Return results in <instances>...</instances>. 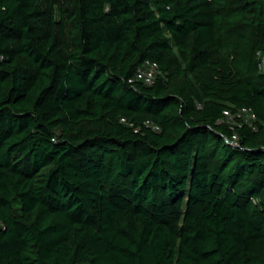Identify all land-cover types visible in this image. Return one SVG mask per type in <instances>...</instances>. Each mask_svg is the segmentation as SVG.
I'll list each match as a JSON object with an SVG mask.
<instances>
[{
    "label": "trees",
    "instance_id": "1",
    "mask_svg": "<svg viewBox=\"0 0 264 264\" xmlns=\"http://www.w3.org/2000/svg\"><path fill=\"white\" fill-rule=\"evenodd\" d=\"M258 54L264 0H0V264H264Z\"/></svg>",
    "mask_w": 264,
    "mask_h": 264
},
{
    "label": "built area",
    "instance_id": "2",
    "mask_svg": "<svg viewBox=\"0 0 264 264\" xmlns=\"http://www.w3.org/2000/svg\"><path fill=\"white\" fill-rule=\"evenodd\" d=\"M258 57H259V70L262 74H264V56L258 54ZM158 74H159L158 66L155 63L145 61L142 64V66L136 71L133 79L139 82H143L146 85H151ZM132 82L133 80H129V83ZM252 118L253 116L249 109L243 108L237 110L236 112H231L229 110H226L222 113V119L220 120L219 123H224L230 126V128H232L233 126L237 125V122L239 120L247 121ZM154 130H157V128H154ZM227 142L233 147H236L238 145L237 137L234 134L231 136L229 140H227Z\"/></svg>",
    "mask_w": 264,
    "mask_h": 264
}]
</instances>
